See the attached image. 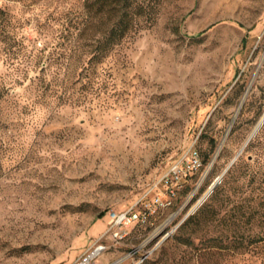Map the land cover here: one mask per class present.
<instances>
[{"label": "rangeland", "instance_id": "obj_1", "mask_svg": "<svg viewBox=\"0 0 264 264\" xmlns=\"http://www.w3.org/2000/svg\"><path fill=\"white\" fill-rule=\"evenodd\" d=\"M133 2L81 70L100 29L80 34L84 0H0V264H74L131 207L144 218L92 264H264V223L235 216L241 168L193 210L264 110V0ZM191 149L199 167L168 174Z\"/></svg>", "mask_w": 264, "mask_h": 264}, {"label": "trees", "instance_id": "obj_2", "mask_svg": "<svg viewBox=\"0 0 264 264\" xmlns=\"http://www.w3.org/2000/svg\"><path fill=\"white\" fill-rule=\"evenodd\" d=\"M142 12V5H140V3L136 5L133 0H84L83 13L85 17L82 19V29L85 31H81L80 34L86 31H94L93 29L98 27L100 29L99 35L95 37V41L97 42L92 44L94 45V48L92 49V55L90 57L91 60L83 62L80 65L81 70L88 68L93 59H96V62H98L105 55H107L109 51L115 47L114 45L119 43V40H121L122 37L125 36L127 32L138 22ZM7 37V33L0 31V40L5 41ZM246 41L247 35H244L242 38V45L245 44ZM47 65L48 63H46V66ZM46 66L41 67V69H46ZM65 66L67 67V65ZM244 89L243 85H238L237 80L227 93V98L235 93L240 95ZM2 94L3 93L0 91V99ZM263 114L264 110L262 111L261 116ZM262 126L263 127H261V129L253 137L254 139L252 138L247 145H245V150L254 145L257 146L258 152L260 151L264 142L262 138L264 123ZM211 140L212 144H215V139L211 138ZM240 154L237 156L236 160L240 158ZM236 160L225 173L223 181L220 183L221 185H218L215 188L210 195V198L214 199L218 197L224 188V185L230 182V180L236 178V171L241 168L239 178L242 179V185H244L241 192H245V194L241 195V199L235 203V216H246L250 222L259 221L264 223V156L258 153L257 157L253 161L244 159L237 165ZM103 213V211H100L96 218L103 216ZM193 217V215L187 217L179 225L178 229L184 230ZM260 236H264V232L263 235ZM183 242L193 243L190 237L184 239ZM240 242L243 243V241Z\"/></svg>", "mask_w": 264, "mask_h": 264}, {"label": "built area", "instance_id": "obj_3", "mask_svg": "<svg viewBox=\"0 0 264 264\" xmlns=\"http://www.w3.org/2000/svg\"><path fill=\"white\" fill-rule=\"evenodd\" d=\"M189 153L186 162L173 165L168 174L178 177L182 172L186 173L197 169L201 163L199 153L196 149H191ZM143 218L144 216L133 207L123 211H111L106 232L74 264H92V261L98 255H101L102 251L107 247V245L101 243L103 236L109 234L114 240L119 241L127 235V230L130 226Z\"/></svg>", "mask_w": 264, "mask_h": 264}, {"label": "water", "instance_id": "obj_4", "mask_svg": "<svg viewBox=\"0 0 264 264\" xmlns=\"http://www.w3.org/2000/svg\"><path fill=\"white\" fill-rule=\"evenodd\" d=\"M264 123V117L263 120L259 121L252 129L251 133L249 134V137L247 138V141L245 142V144L239 149V152H237L235 154V156L231 159V161L227 164V166L222 170V173L220 175H218L214 181L211 183V187H210V191L207 192V194L205 193L203 195V198L201 197L200 200L197 202V204L193 207V210L197 209L198 206L203 203L204 200H206L211 194L212 192L215 190V188L220 185L221 181L223 180V177L225 175V173L229 170V168L232 166V164L234 163V161L236 160L237 156H239V154L243 151L245 145H247V143L257 134V132L261 129V127H263ZM190 215V212H188L181 220L180 222L175 226L174 229H176L177 227H179V225ZM171 232H168L166 235L163 236V238L161 239L164 240L167 236H169ZM160 243V242H159ZM145 257V256H144ZM143 259V258H142ZM141 259V260H142ZM140 262V261H139ZM139 262L135 263L138 264Z\"/></svg>", "mask_w": 264, "mask_h": 264}, {"label": "bare ground", "instance_id": "obj_5", "mask_svg": "<svg viewBox=\"0 0 264 264\" xmlns=\"http://www.w3.org/2000/svg\"><path fill=\"white\" fill-rule=\"evenodd\" d=\"M263 117H264V114L261 116V118L259 119V121L263 120ZM259 121H258V122H259ZM258 122H257V123H258ZM257 123H256V124H257ZM256 124H255V125H256ZM250 133H251V132H250ZM248 137H249V135H248ZM248 137H247V138H248ZM246 141H247V139L245 140V142H246ZM245 142H244V144H245ZM244 144H243V145H244ZM210 187H211V185H210V186L208 187V189L205 191L206 194H207V192L210 191ZM205 193H204V194H205ZM204 194H203V195H204ZM202 198H203V196H202Z\"/></svg>", "mask_w": 264, "mask_h": 264}]
</instances>
